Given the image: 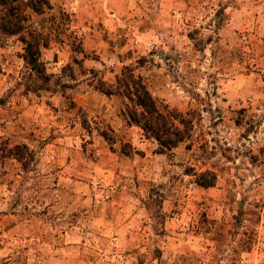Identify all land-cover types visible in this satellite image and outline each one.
I'll return each instance as SVG.
<instances>
[{
    "label": "rangeland",
    "instance_id": "obj_1",
    "mask_svg": "<svg viewBox=\"0 0 264 264\" xmlns=\"http://www.w3.org/2000/svg\"><path fill=\"white\" fill-rule=\"evenodd\" d=\"M50 1L62 87L26 92L0 44V264H264V0ZM123 66L193 116L187 140L158 152L94 89Z\"/></svg>",
    "mask_w": 264,
    "mask_h": 264
},
{
    "label": "trees",
    "instance_id": "obj_2",
    "mask_svg": "<svg viewBox=\"0 0 264 264\" xmlns=\"http://www.w3.org/2000/svg\"><path fill=\"white\" fill-rule=\"evenodd\" d=\"M52 8L50 0H0V44L8 38L19 43L18 55L24 68L22 85L26 92H52L56 91L55 85L63 86L58 79H53L56 76L46 72L40 59V51L48 45L52 32L49 28L43 30V20H33L34 15H42ZM94 89L107 97H116L119 113L126 124L137 126L145 138L153 139L158 152L169 151L189 138L193 116L173 108H160L142 78L134 75L130 67L123 66L112 83L98 80ZM24 152L30 158V149L24 144H16L1 156L12 157L25 167L28 160L23 158ZM193 175L194 182L201 187L214 185L216 176L212 171L203 170ZM254 215L257 221V214Z\"/></svg>",
    "mask_w": 264,
    "mask_h": 264
}]
</instances>
